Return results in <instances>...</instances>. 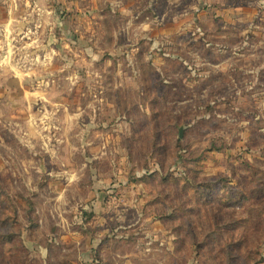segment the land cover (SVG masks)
Masks as SVG:
<instances>
[{"label": "rangeland", "instance_id": "374dc122", "mask_svg": "<svg viewBox=\"0 0 264 264\" xmlns=\"http://www.w3.org/2000/svg\"><path fill=\"white\" fill-rule=\"evenodd\" d=\"M0 264H264V0H0Z\"/></svg>", "mask_w": 264, "mask_h": 264}, {"label": "water", "instance_id": "95a60500", "mask_svg": "<svg viewBox=\"0 0 264 264\" xmlns=\"http://www.w3.org/2000/svg\"><path fill=\"white\" fill-rule=\"evenodd\" d=\"M181 133H182V131H181Z\"/></svg>", "mask_w": 264, "mask_h": 264}]
</instances>
